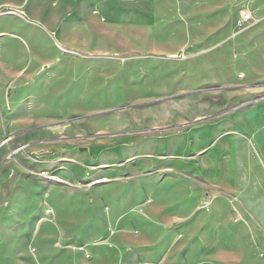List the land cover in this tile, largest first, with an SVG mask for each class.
Masks as SVG:
<instances>
[{"label":"rangeland","instance_id":"rangeland-1","mask_svg":"<svg viewBox=\"0 0 264 264\" xmlns=\"http://www.w3.org/2000/svg\"><path fill=\"white\" fill-rule=\"evenodd\" d=\"M262 40L264 0H0V261L264 264Z\"/></svg>","mask_w":264,"mask_h":264},{"label":"crops","instance_id":"crops-1","mask_svg":"<svg viewBox=\"0 0 264 264\" xmlns=\"http://www.w3.org/2000/svg\"><path fill=\"white\" fill-rule=\"evenodd\" d=\"M36 1L37 0H35V2ZM254 29L257 31L253 34V36H251V38L257 39L259 36H256V35L261 30L260 29L258 30L257 27L256 28L254 27ZM253 53L256 54V55H254L256 57L255 61L262 64V62H264V40H262V42H258L256 44L255 48L253 49ZM62 57H64L63 65L61 66L62 71L65 73H68V74H72L73 76H77L79 74L89 73L92 71H103V72H109L110 74H112L113 71H117L118 69H121V67H122V64H119V63L113 64V58L111 55H108V54H97V53H93V52H91V53H67L65 55L62 54ZM151 58H157L158 59L160 57H158L156 54H140V55H138V57L136 59L135 65L126 64L125 67L127 69H134L135 68L139 74L144 73L146 70H149L148 67H150V69H153V70L158 69V68L162 69L161 65L155 66L154 64H151V65L146 66L145 61H148ZM99 61H107L108 64H98L97 62H99ZM154 61H155V59H154ZM165 62L169 63L171 65V64H174L176 61L166 60ZM262 65L264 67V64H262ZM97 68L101 69V70H98ZM59 92L62 94H65L67 92V90L62 87L59 90ZM60 103H63V102H60ZM72 107H74V106H72ZM69 108H71V107L66 106L64 104L57 106V109H58L57 114L45 117V119L55 117L58 131H67V130L74 131L72 133V135L76 136V134L78 132L75 131V125L79 124L77 122V120H79V119L84 120V118H88V117L92 116L91 113H95L96 109H94L92 111H87V112H75V111L65 112V111H63L64 109H69ZM74 108H76V107H74ZM12 123H18V122L15 120V121H12ZM88 125L91 126V128H90L91 131L97 130L96 129V122H89L88 121ZM43 128L44 127H41V129H43ZM36 130H37V128H36ZM26 134H29V133H26ZM31 142H33V141H30V144L28 145V149H27L28 152L27 153L32 155L36 152V151L33 152L34 151L33 149L36 148V150H37V148H38L36 145L38 143V141H35L37 143H31ZM42 143L43 142H41V144ZM40 149L41 150L39 153H41V154H39V155H41V157H42V159L40 160L41 162L45 161V163H46L45 165L54 162L53 158L56 156L55 154H57V153H55L54 151L50 152L48 147L46 149H42V148H40ZM36 157H38V156H36ZM26 159H29V158H26ZM28 161L31 162L34 160L30 158V160H28ZM29 162H27V163H29ZM43 172H44V170L35 172L34 169H32V171H31V173L36 174V175L40 174V176L44 175ZM10 175L11 174L9 172L8 176H10ZM61 181L63 182V180H61ZM39 218H40V216L38 217V219ZM32 233H34V229H32ZM18 263H19V261H8V260H1L0 261V264H18ZM22 264H24V262Z\"/></svg>","mask_w":264,"mask_h":264},{"label":"built area","instance_id":"built-area-1","mask_svg":"<svg viewBox=\"0 0 264 264\" xmlns=\"http://www.w3.org/2000/svg\"><path fill=\"white\" fill-rule=\"evenodd\" d=\"M248 19H249V15H244L242 21H246V20H248Z\"/></svg>","mask_w":264,"mask_h":264},{"label":"bare ground","instance_id":"bare-ground-1","mask_svg":"<svg viewBox=\"0 0 264 264\" xmlns=\"http://www.w3.org/2000/svg\"><path fill=\"white\" fill-rule=\"evenodd\" d=\"M54 182H62L61 180L59 179H52ZM205 252V251H204Z\"/></svg>","mask_w":264,"mask_h":264}]
</instances>
